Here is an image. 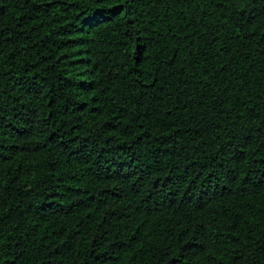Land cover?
<instances>
[{
	"label": "trees",
	"instance_id": "trees-1",
	"mask_svg": "<svg viewBox=\"0 0 264 264\" xmlns=\"http://www.w3.org/2000/svg\"><path fill=\"white\" fill-rule=\"evenodd\" d=\"M0 264H264V0H0Z\"/></svg>",
	"mask_w": 264,
	"mask_h": 264
}]
</instances>
